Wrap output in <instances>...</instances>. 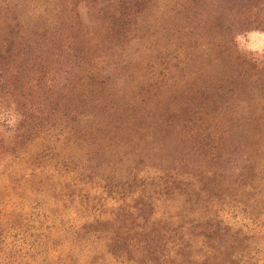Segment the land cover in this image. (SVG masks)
Instances as JSON below:
<instances>
[{"label": "rangeland", "instance_id": "374dc122", "mask_svg": "<svg viewBox=\"0 0 264 264\" xmlns=\"http://www.w3.org/2000/svg\"><path fill=\"white\" fill-rule=\"evenodd\" d=\"M146 2L145 39L130 41L125 70L90 62L104 70L102 89L76 102L104 126L36 120L0 92V105L24 117L14 140L0 138V258L11 264H51L53 227L93 216L114 219L87 230L97 237L156 240L137 264H264V86L254 87L261 66L234 43L237 32L264 30V0ZM81 7L0 0V42L17 49L24 33L44 35L50 17ZM142 200L152 204L142 220L123 223L120 209Z\"/></svg>", "mask_w": 264, "mask_h": 264}, {"label": "trees", "instance_id": "16d2710c", "mask_svg": "<svg viewBox=\"0 0 264 264\" xmlns=\"http://www.w3.org/2000/svg\"><path fill=\"white\" fill-rule=\"evenodd\" d=\"M77 1H81L82 4L77 13L74 16L54 14L55 18L50 17V22L47 24L49 27L46 29L48 31L44 35L37 34V38H30L24 33L21 37V40L24 38V42L18 44L17 49L14 50H11V47L9 49L4 42H0V92L5 91L16 96L23 104L25 114H35L36 120L54 114V120L60 121L59 126L63 123L69 128L75 127L79 130L82 126L93 128L105 125V120L99 112L94 114L79 112L76 104L78 98L91 100L97 89H102L104 81L98 83L97 80H104L100 77L104 70L92 66L90 62L108 58L115 67L113 69L115 75L125 70V65L129 63L130 41L137 38L139 41L145 39L138 36L144 30L147 2L146 0ZM84 9L86 12H83ZM38 10L39 7H36L35 16L40 18L45 12ZM226 11L238 17L239 21L242 19L247 25L249 20H244L245 18L239 16L240 13ZM215 27L222 28L220 24ZM229 27L231 28V25ZM98 35H100L99 40H97ZM252 62L261 66V70L257 68L255 77L252 75V78H255L254 87H260V82H263L264 86V60H252ZM206 90L207 88H202V91ZM94 102H97V99ZM85 103H81V106L85 107ZM71 105H74L71 110L79 115L71 114V110H66ZM38 115L41 117L39 118ZM119 119L122 123L127 121V118ZM85 166L88 165L81 163L80 169L85 171ZM77 191L78 194L81 193ZM151 206L152 204L142 200L140 206L122 207L120 210L125 214L123 223L128 218L131 223H136L138 219L142 220ZM127 208L130 209L129 212H126ZM154 215L156 214H153V217ZM113 220L106 216H93L83 225L71 223L67 226L53 227L57 245L50 259L51 264H137L139 257L144 258L141 255L142 249L156 242L150 234H145L142 240L137 241L125 238V232L122 231L120 232L122 234L116 233L111 237H97L94 231H87L95 225L103 226L104 222L110 223ZM160 247L165 248V245ZM175 248V242H172V253L175 252ZM9 263V260L0 258V264Z\"/></svg>", "mask_w": 264, "mask_h": 264}, {"label": "clouds", "instance_id": "9594fccd", "mask_svg": "<svg viewBox=\"0 0 264 264\" xmlns=\"http://www.w3.org/2000/svg\"><path fill=\"white\" fill-rule=\"evenodd\" d=\"M86 12V9L83 10ZM237 50L247 58L258 61L264 59V30L250 29L234 34ZM24 117L14 104L0 105V138L10 142L16 137Z\"/></svg>", "mask_w": 264, "mask_h": 264}]
</instances>
